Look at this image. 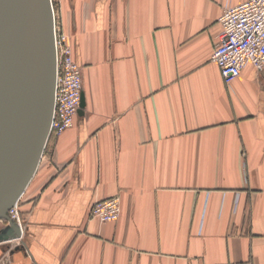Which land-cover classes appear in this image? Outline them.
<instances>
[{
  "label": "crops",
  "instance_id": "crops-1",
  "mask_svg": "<svg viewBox=\"0 0 264 264\" xmlns=\"http://www.w3.org/2000/svg\"><path fill=\"white\" fill-rule=\"evenodd\" d=\"M245 1L62 4L86 107L48 138L0 264H264V68L227 84L211 61ZM112 197L117 221L90 218Z\"/></svg>",
  "mask_w": 264,
  "mask_h": 264
},
{
  "label": "water",
  "instance_id": "water-1",
  "mask_svg": "<svg viewBox=\"0 0 264 264\" xmlns=\"http://www.w3.org/2000/svg\"><path fill=\"white\" fill-rule=\"evenodd\" d=\"M56 78L52 0H0V241L22 236L9 210L21 199L44 154ZM85 107L83 92L79 115Z\"/></svg>",
  "mask_w": 264,
  "mask_h": 264
},
{
  "label": "built area",
  "instance_id": "built-area-1",
  "mask_svg": "<svg viewBox=\"0 0 264 264\" xmlns=\"http://www.w3.org/2000/svg\"><path fill=\"white\" fill-rule=\"evenodd\" d=\"M55 20L57 78L55 111L49 137L52 135L59 137L75 126L84 92L83 68L75 58L71 39L64 31L57 14ZM219 21L222 33L211 61L220 68L225 82L231 84L248 64L253 65L257 70H262L264 68V0H247L238 6H226ZM19 202L20 200L9 210V215L19 225L23 236L25 222ZM121 203L120 197L98 200L93 204L89 216L99 222L117 221L121 215ZM22 236L11 241L20 240Z\"/></svg>",
  "mask_w": 264,
  "mask_h": 264
},
{
  "label": "rangeland",
  "instance_id": "rangeland-1",
  "mask_svg": "<svg viewBox=\"0 0 264 264\" xmlns=\"http://www.w3.org/2000/svg\"><path fill=\"white\" fill-rule=\"evenodd\" d=\"M53 1V5H54V9H55V11H56V14H57V16H58V18H59V16L61 17V12H60V10H61V7H62V4H64V2L66 1H68L69 2V4H70V0H52ZM67 2V3H68ZM1 226V225H0Z\"/></svg>",
  "mask_w": 264,
  "mask_h": 264
},
{
  "label": "bare ground",
  "instance_id": "bare-ground-1",
  "mask_svg": "<svg viewBox=\"0 0 264 264\" xmlns=\"http://www.w3.org/2000/svg\"><path fill=\"white\" fill-rule=\"evenodd\" d=\"M53 2V1H52ZM53 10H54V15H55V19H56V11L54 9V5H53ZM55 23H56V20H55Z\"/></svg>",
  "mask_w": 264,
  "mask_h": 264
}]
</instances>
